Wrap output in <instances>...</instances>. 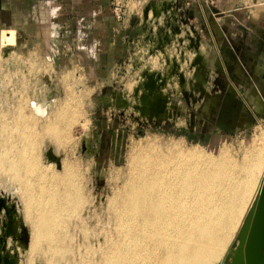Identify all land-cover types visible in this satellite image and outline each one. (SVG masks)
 <instances>
[{
  "label": "rangeland",
  "instance_id": "obj_1",
  "mask_svg": "<svg viewBox=\"0 0 264 264\" xmlns=\"http://www.w3.org/2000/svg\"><path fill=\"white\" fill-rule=\"evenodd\" d=\"M8 1L19 12L21 0H0V87L30 82L27 94L40 103L67 100L78 112L66 151L50 143L48 157L81 166L79 182L96 201L117 195L114 172L152 138L180 141L197 157L249 154L264 141V0H125L128 37L122 30L115 40L101 39L89 16L21 30L3 15ZM10 188L0 185V264H24L30 225ZM257 247L247 264H261L264 243Z\"/></svg>",
  "mask_w": 264,
  "mask_h": 264
},
{
  "label": "bare ground",
  "instance_id": "obj_2",
  "mask_svg": "<svg viewBox=\"0 0 264 264\" xmlns=\"http://www.w3.org/2000/svg\"><path fill=\"white\" fill-rule=\"evenodd\" d=\"M30 87H0V185L14 186L30 225L24 264H220L254 206L252 226L243 223L252 243L247 253L244 245L242 264L258 256L264 141L249 154L224 149L197 157L180 141L152 138L133 149L125 171L114 172L117 195L96 201L79 182L75 161L48 157L50 143L66 151L78 112L67 100L40 103L27 94Z\"/></svg>",
  "mask_w": 264,
  "mask_h": 264
},
{
  "label": "crops",
  "instance_id": "obj_3",
  "mask_svg": "<svg viewBox=\"0 0 264 264\" xmlns=\"http://www.w3.org/2000/svg\"><path fill=\"white\" fill-rule=\"evenodd\" d=\"M22 1V2H21ZM19 2V12H16V6L13 1H10L3 6V15L7 18L13 17L18 23L21 24L19 29H25L32 21L37 22H61L65 21L70 15H75L78 21H85L89 16L90 23L95 22L96 31L100 32L101 39H113L124 31L123 37L126 38V28L130 25L127 18L123 21L115 20L113 18L109 0H21ZM14 5V6H13ZM15 7V9H14ZM87 8V10H83ZM29 11L30 15L35 19H28L26 12ZM96 19V21L94 20ZM94 20V21H93ZM26 25V26H25ZM25 26V27H24ZM16 30V29H15ZM27 32H31V28H26ZM111 44V43H110ZM238 111V109L236 108ZM234 112V109L232 110ZM238 114V113H237Z\"/></svg>",
  "mask_w": 264,
  "mask_h": 264
},
{
  "label": "water",
  "instance_id": "obj_4",
  "mask_svg": "<svg viewBox=\"0 0 264 264\" xmlns=\"http://www.w3.org/2000/svg\"><path fill=\"white\" fill-rule=\"evenodd\" d=\"M249 219V218H248ZM249 222V220H247ZM248 222L245 223V225L243 226V228L241 229V231L238 233L237 237H238V241H240V244L238 246V243L235 245V247L233 248H230L229 249V252L227 253V255L225 256V262L228 263V264H242L243 262V249H244V244H245V238H246V235H247V226H248ZM249 237H252L251 233H250V236ZM257 239V237L254 236V239ZM250 241V240H249ZM247 242V246H246V253L248 251V247H249V244H251L252 242ZM264 243V241L262 242ZM231 249H235L234 251L231 250ZM237 249V250H236ZM231 258V261H229Z\"/></svg>",
  "mask_w": 264,
  "mask_h": 264
},
{
  "label": "built area",
  "instance_id": "obj_5",
  "mask_svg": "<svg viewBox=\"0 0 264 264\" xmlns=\"http://www.w3.org/2000/svg\"><path fill=\"white\" fill-rule=\"evenodd\" d=\"M113 12L115 18L119 21H123L125 19V9L126 6L125 0H113L112 2Z\"/></svg>",
  "mask_w": 264,
  "mask_h": 264
}]
</instances>
